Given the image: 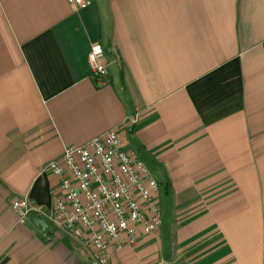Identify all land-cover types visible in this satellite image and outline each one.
<instances>
[{
  "label": "crops",
  "instance_id": "0c3cea01",
  "mask_svg": "<svg viewBox=\"0 0 264 264\" xmlns=\"http://www.w3.org/2000/svg\"><path fill=\"white\" fill-rule=\"evenodd\" d=\"M84 2L0 0V264H89L12 203L48 211L46 165L111 128L168 216L107 264H264V0Z\"/></svg>",
  "mask_w": 264,
  "mask_h": 264
},
{
  "label": "built area",
  "instance_id": "2783aa9c",
  "mask_svg": "<svg viewBox=\"0 0 264 264\" xmlns=\"http://www.w3.org/2000/svg\"><path fill=\"white\" fill-rule=\"evenodd\" d=\"M69 2L74 9L85 6L84 0ZM104 53L95 43L87 55L90 78L101 86L108 78ZM45 168L58 179L51 208L40 210L22 197L12 209L20 222L39 214L65 230L86 249L89 264H107L111 255L158 230L159 184L142 160L122 148L117 128L64 147Z\"/></svg>",
  "mask_w": 264,
  "mask_h": 264
},
{
  "label": "water",
  "instance_id": "95a60500",
  "mask_svg": "<svg viewBox=\"0 0 264 264\" xmlns=\"http://www.w3.org/2000/svg\"><path fill=\"white\" fill-rule=\"evenodd\" d=\"M27 220L43 235L47 233L48 226L46 222L38 217L30 215L27 217Z\"/></svg>",
  "mask_w": 264,
  "mask_h": 264
},
{
  "label": "rangeland",
  "instance_id": "374dc122",
  "mask_svg": "<svg viewBox=\"0 0 264 264\" xmlns=\"http://www.w3.org/2000/svg\"><path fill=\"white\" fill-rule=\"evenodd\" d=\"M160 215H161V220L164 221L167 219L168 216V212H164L162 209L160 211ZM165 215V216H164Z\"/></svg>",
  "mask_w": 264,
  "mask_h": 264
}]
</instances>
